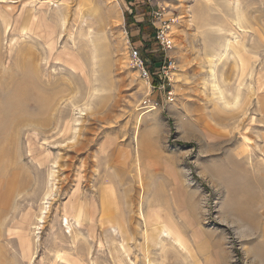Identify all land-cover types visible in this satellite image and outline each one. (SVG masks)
Instances as JSON below:
<instances>
[{"label": "rangeland", "instance_id": "obj_1", "mask_svg": "<svg viewBox=\"0 0 264 264\" xmlns=\"http://www.w3.org/2000/svg\"><path fill=\"white\" fill-rule=\"evenodd\" d=\"M0 100V264H264V0H0Z\"/></svg>", "mask_w": 264, "mask_h": 264}, {"label": "built area", "instance_id": "obj_2", "mask_svg": "<svg viewBox=\"0 0 264 264\" xmlns=\"http://www.w3.org/2000/svg\"><path fill=\"white\" fill-rule=\"evenodd\" d=\"M151 1V0H148ZM159 19L160 23L156 26V42L158 47L167 52L171 50L174 46L173 37L170 34L171 24L175 22V20L165 19L162 15H158L156 19ZM130 57L134 67L139 71L140 76L145 79L149 80L151 78L150 70L147 66L146 60L142 57L140 50L132 49L130 52ZM175 68V63L172 60L164 61L162 65L161 75L164 79V83L161 85L160 88H164L166 86L167 78H169V73Z\"/></svg>", "mask_w": 264, "mask_h": 264}, {"label": "bare ground", "instance_id": "obj_3", "mask_svg": "<svg viewBox=\"0 0 264 264\" xmlns=\"http://www.w3.org/2000/svg\"><path fill=\"white\" fill-rule=\"evenodd\" d=\"M77 63L80 64V62L78 60H77ZM30 69L31 68H28V70H30ZM33 70H35V69H33ZM26 72H25L26 77L23 79V82H21V83L19 82L20 85H19V87L17 88V90L15 92L13 90L14 94L11 93L13 95L12 98H11L12 99L11 101H12L13 110H12V112L10 114L12 117H14L15 115H18V113L20 112L21 105H23V103L24 104L27 103V102H31L32 104H40V103H42V101H40V99H41L40 95H41L42 92L39 93V90H38L39 86L37 87L38 79H39L38 77H37L38 79H36L37 74H36V76L33 75L32 71H27V68H26ZM2 105H3L2 104V100H0V113L3 110V106ZM40 105H38V106H40ZM18 116H20V115H18ZM0 117H1V115H0ZM6 202H7V200L2 202L3 207H6ZM159 219H160V216H159ZM169 235H172V233H170L167 229H164V234L162 236L167 240Z\"/></svg>", "mask_w": 264, "mask_h": 264}, {"label": "trees", "instance_id": "obj_4", "mask_svg": "<svg viewBox=\"0 0 264 264\" xmlns=\"http://www.w3.org/2000/svg\"><path fill=\"white\" fill-rule=\"evenodd\" d=\"M150 56L152 57V55H150ZM157 63H158V61L154 57H152V64H155L156 65ZM155 65L152 66V69H154V66ZM153 77H154V74H153ZM154 83H156V80L155 79H154Z\"/></svg>", "mask_w": 264, "mask_h": 264}]
</instances>
